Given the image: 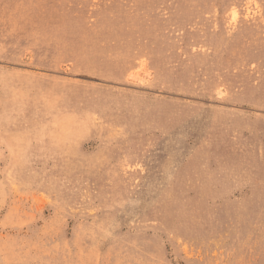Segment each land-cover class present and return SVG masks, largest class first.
Masks as SVG:
<instances>
[{"label":"rangeland","instance_id":"374dc122","mask_svg":"<svg viewBox=\"0 0 264 264\" xmlns=\"http://www.w3.org/2000/svg\"><path fill=\"white\" fill-rule=\"evenodd\" d=\"M0 264H264V0H0Z\"/></svg>","mask_w":264,"mask_h":264},{"label":"bare ground","instance_id":"6f19581e","mask_svg":"<svg viewBox=\"0 0 264 264\" xmlns=\"http://www.w3.org/2000/svg\"><path fill=\"white\" fill-rule=\"evenodd\" d=\"M220 93V92H219ZM221 94V93H220Z\"/></svg>","mask_w":264,"mask_h":264}]
</instances>
